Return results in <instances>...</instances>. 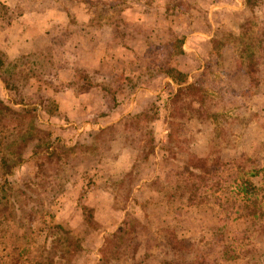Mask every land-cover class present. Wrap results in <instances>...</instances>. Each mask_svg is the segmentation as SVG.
Returning <instances> with one entry per match:
<instances>
[{
  "label": "rangeland",
  "instance_id": "obj_1",
  "mask_svg": "<svg viewBox=\"0 0 264 264\" xmlns=\"http://www.w3.org/2000/svg\"><path fill=\"white\" fill-rule=\"evenodd\" d=\"M238 1L0 0V264H264V0ZM196 159L224 165L202 204L175 190Z\"/></svg>",
  "mask_w": 264,
  "mask_h": 264
},
{
  "label": "trees",
  "instance_id": "obj_2",
  "mask_svg": "<svg viewBox=\"0 0 264 264\" xmlns=\"http://www.w3.org/2000/svg\"><path fill=\"white\" fill-rule=\"evenodd\" d=\"M255 1H262V0H246L245 4L246 6H251L252 2ZM242 41V39H239ZM181 47L178 50L177 54L182 55V44H180ZM244 52L242 51L241 54ZM254 56L253 54L248 55L246 58V61L248 62V68L250 71H246V74L249 75L252 73V63L255 61L253 60ZM172 82L174 86H176V97L178 94L182 92H190L194 91L196 85L193 84V82H190L188 80V76L180 72L179 70L175 69H170L168 72L164 73ZM141 116V115H140ZM140 116H136L135 118H139ZM196 162H199L201 164H205L204 166L202 165H197L192 164L189 165L188 167H184L183 169L180 170V173H178L179 176L183 177V180L181 179L182 182L176 187L175 190H181L182 193L180 194V198H185L186 193L190 194V198L188 199L189 201H193L194 199H198L197 204H202L203 201L206 199L204 197L207 196L209 191L213 189L214 191L219 190L220 181L218 178H216L215 174L218 175V172L220 171V167L224 166L220 164L219 162L216 163H210L208 164L207 159H196ZM2 166H7V160L3 159L1 162ZM208 165V167L206 166ZM210 169V167H212ZM219 166V167H217ZM238 171V170H237ZM239 175L238 176H233L232 177V182L235 184V188L238 193H241L246 200H249L250 196H257V193L259 192V189L255 186V184L252 182V178H258L261 173H263L261 170H258L255 167H251L248 172H243V171H238ZM190 176V180H188V176ZM217 179V180H216ZM202 189L205 190L204 192V197L202 196ZM173 196L175 195V191L172 194ZM175 197V196H174ZM252 204V203H251ZM196 205V204H195Z\"/></svg>",
  "mask_w": 264,
  "mask_h": 264
},
{
  "label": "crops",
  "instance_id": "obj_3",
  "mask_svg": "<svg viewBox=\"0 0 264 264\" xmlns=\"http://www.w3.org/2000/svg\"><path fill=\"white\" fill-rule=\"evenodd\" d=\"M237 4V2H236ZM239 4V8H237L236 6H234L233 9H243L245 8L244 6H246V4L244 5L242 0L238 1ZM227 10V9H225ZM222 8H217L215 6H213L208 13H206L205 15V19L204 21V27L200 30L197 29L194 32H191V34H189V37H187V39H185L186 41L184 42V44H182V55H178V60L181 61L184 64L188 63V62H197L199 59L202 60L203 57H205L208 53L205 52V46L208 48L210 47V42L211 39H213L214 37V30L217 27L220 26H224V27H229V23H227L223 18L227 15H231L229 12H223L225 11ZM230 11V10H228ZM235 11V10H234ZM237 26V25H236ZM88 36V34L86 35ZM90 39V41L93 39L92 37L88 36ZM89 55H93L94 53L92 51H88ZM105 55V53H104ZM102 57L104 56H100V57H96L95 60H97V58H101L100 60L96 61V63L93 64L94 68H98L99 66L102 65ZM80 59V58H79ZM179 67V66H178ZM180 70V72H182L183 74L189 75V71L187 70H182L181 68H177ZM189 79V76H188ZM156 81V80H155ZM158 81V80H157ZM159 81L160 83H162V85L164 86H169L172 85L174 87V85L172 84V82L170 81V79L165 75H160L159 76ZM158 81V82H159ZM159 83V84H160ZM150 87V88H149ZM163 89V86H161ZM146 91H142L145 92L146 95H153L154 91L153 88H151V85L146 87Z\"/></svg>",
  "mask_w": 264,
  "mask_h": 264
}]
</instances>
